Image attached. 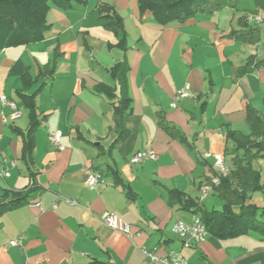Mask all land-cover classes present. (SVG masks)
<instances>
[{
	"label": "crops",
	"instance_id": "0c3cea01",
	"mask_svg": "<svg viewBox=\"0 0 264 264\" xmlns=\"http://www.w3.org/2000/svg\"><path fill=\"white\" fill-rule=\"evenodd\" d=\"M100 3L122 19L126 50L99 19ZM251 11L224 8L162 26L140 11L138 0H86L69 11L51 4L41 40L0 51V96L19 110L11 119L0 102V163L9 172L0 178V200L26 193L23 205L0 213V264H154L143 251L179 254L188 264H264L257 233L207 234L189 248L172 233L199 212L221 210L211 183L218 173L205 156L222 155L230 169L227 132L251 135V111L264 119V19ZM246 14L261 20L244 24ZM252 28L255 34L240 38ZM123 61L131 102L126 136L119 138L113 104L120 93L111 69ZM101 84L115 88V99L96 91ZM185 85L190 96L171 108ZM33 94L39 124L25 160L23 96ZM54 132L62 150L48 141ZM147 150L158 160L130 164L134 153ZM89 169L103 180L94 189L86 184ZM169 191L179 192L181 203L171 204ZM105 212L128 224L130 235L108 228Z\"/></svg>",
	"mask_w": 264,
	"mask_h": 264
},
{
	"label": "trees",
	"instance_id": "16d2710c",
	"mask_svg": "<svg viewBox=\"0 0 264 264\" xmlns=\"http://www.w3.org/2000/svg\"><path fill=\"white\" fill-rule=\"evenodd\" d=\"M244 0H138L140 11L150 12L155 22L162 26L173 23L184 24L196 15L211 17L216 12L230 8L238 9L239 3ZM254 1L255 9L251 14L262 13L264 19V0ZM86 0H0V51L12 46L36 43L44 37L50 28L46 21L50 5L69 11L74 4L83 5ZM100 20L105 21V27L116 35V47L126 50V37L122 19L113 7L100 3L98 5ZM241 20L247 24L248 15ZM257 29L252 28L241 37L255 34ZM259 61L256 65H260ZM126 62H120L111 69V76L115 81L120 97L113 104V122L119 132V138H124V126L130 114V98L127 92ZM23 76V80H27ZM108 98H114L115 88L98 85L96 88ZM36 94V93H35ZM35 94L24 97V105L28 110L29 127L23 138L22 159L30 160L33 153V133L39 124ZM18 108V105L15 103ZM251 125V135H242L239 132H227V140L232 142L229 153L231 168L225 177L220 176L217 192L222 201L219 211H202L198 217L205 226L207 234L219 239L232 238L249 232L257 233L264 240V207L259 208L250 203L253 193L263 190L260 172L255 169L254 162L264 159V119L254 111L248 113ZM25 192H7L0 200V213L23 205L26 202ZM171 204L181 203L180 193L169 191ZM181 207L185 208L182 204ZM196 213H198L196 211ZM102 264V263H93Z\"/></svg>",
	"mask_w": 264,
	"mask_h": 264
},
{
	"label": "built area",
	"instance_id": "2783aa9c",
	"mask_svg": "<svg viewBox=\"0 0 264 264\" xmlns=\"http://www.w3.org/2000/svg\"><path fill=\"white\" fill-rule=\"evenodd\" d=\"M260 21L261 19L256 17H250V20ZM190 96V86L185 85L183 88L177 90L173 97V103L170 105L171 108L176 107V103L181 99L188 98ZM0 102L2 105L7 106L11 110L10 117L11 119H16L19 116V110L14 102L9 101L4 96H0ZM61 134L59 132L51 133L48 137V141L51 145L55 146L57 149L62 150V147L59 145ZM1 139V137H0ZM207 159L211 158L213 166L216 169L218 175H216L211 183L214 185L219 184L220 176L225 177L228 175L230 169L225 162L222 155L216 154H207L205 156ZM158 155L152 151H139L134 153L129 162L132 165H138L145 161H157ZM16 163L13 161L11 167H14ZM9 176V172L4 169V164L0 163V178H6ZM103 180L101 177L100 171L96 169H89L87 171L86 184L89 188L94 189L99 184H102ZM209 187L205 186L201 188L203 196L207 195L209 192ZM65 203L69 205H75L76 203L71 200H64ZM102 222L111 230L118 231L125 235H130V228L128 224L122 221L116 214L112 212H105L101 217ZM172 233L180 238L183 242L184 247L189 248L200 244L205 241L207 237V232L205 226L202 224L200 218L194 217L191 224L176 223L172 228ZM11 246L19 245V242L12 241L10 242ZM145 257L154 264H188L179 254L169 253L164 257H158L156 254L150 251H143Z\"/></svg>",
	"mask_w": 264,
	"mask_h": 264
},
{
	"label": "rangeland",
	"instance_id": "374dc122",
	"mask_svg": "<svg viewBox=\"0 0 264 264\" xmlns=\"http://www.w3.org/2000/svg\"><path fill=\"white\" fill-rule=\"evenodd\" d=\"M254 8H255L254 1H252V0L241 1L239 3V6H238V10H239L238 14L243 13V12H240V10H243V9L254 10ZM261 15H262V13H261ZM250 17L251 16L249 15L247 17V19H250ZM254 18H256V17H254ZM262 19H263V15H262ZM262 24H260V25H262ZM254 167H255V169L259 170V172H260V178H261V183L263 184V190L253 193L249 202L254 204L255 206H257L259 208H263L264 207V159H257L254 162Z\"/></svg>",
	"mask_w": 264,
	"mask_h": 264
}]
</instances>
